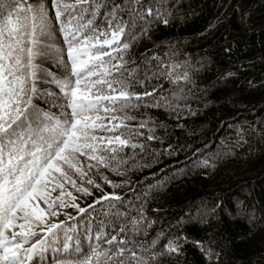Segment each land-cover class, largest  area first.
<instances>
[{
    "label": "snow or ice",
    "instance_id": "1",
    "mask_svg": "<svg viewBox=\"0 0 264 264\" xmlns=\"http://www.w3.org/2000/svg\"><path fill=\"white\" fill-rule=\"evenodd\" d=\"M172 17L164 0H0V264H35L34 258L40 264H162L184 257L187 243L205 264H224V249L216 247L221 242L210 234L189 241L158 231L150 242L133 239L153 223L143 205L131 217L115 213L128 220L127 232L120 225L115 234L103 226L92 233L94 206L108 214L122 200L102 184L115 189L127 183H115L105 171L124 177L148 167L147 159L177 151L172 143L163 152L147 149V143H163L157 129L168 133L146 110L175 113L177 119L196 115L188 103L190 89L181 85L193 82L206 58L193 68L188 54L180 60L173 50L129 63L133 45ZM232 75L226 72L225 78ZM161 79L177 86L170 95L163 94ZM152 80L157 86L148 90L144 86ZM236 135L237 144L248 143L244 129ZM233 155L226 148L195 159L193 166L207 174ZM186 174L177 169L158 178L143 191L144 200ZM92 190L100 195L81 207L78 196L91 197ZM243 214L254 222L247 209ZM195 215L206 223L215 208H198ZM77 217L85 223L83 234Z\"/></svg>",
    "mask_w": 264,
    "mask_h": 264
},
{
    "label": "trees",
    "instance_id": "2",
    "mask_svg": "<svg viewBox=\"0 0 264 264\" xmlns=\"http://www.w3.org/2000/svg\"><path fill=\"white\" fill-rule=\"evenodd\" d=\"M164 3L173 13L170 23L154 24L148 36L141 37L131 48L129 63L142 56H163L173 50L180 53V60L184 59L183 54H188L193 68H200L197 61L206 58L193 82L181 85L190 89L188 103L196 115L185 113L177 119L175 113L146 110L149 116L164 122L168 133L165 136L157 129L163 143H147V149L163 152L172 143L177 151L171 156L161 154L155 161L147 159L148 167L134 168L124 177L105 171L115 183L122 180L127 183L115 189L102 184L104 191H115L122 200L108 214L94 206L90 213L92 233L103 226L107 233L115 234L113 229L120 225L127 232L128 220L115 213L131 217L143 205L146 220L153 223L145 229L146 235L142 232L133 239L150 242L158 231L166 235L183 234L189 241L207 240L210 234L213 240L221 242L216 247L224 249V264H264V223L260 220L264 217V0H164ZM209 25L214 27L209 29ZM226 72L233 75L225 78ZM159 84L165 95L177 87L164 79ZM153 86H157L155 80L146 82L144 87L151 90ZM237 128L244 129L248 143H236ZM226 148H231L234 155L207 174L193 166L195 159ZM197 149L203 151V156H194ZM177 169H185L187 174L144 200L143 191L149 184L164 175L171 177ZM99 195L92 190L91 197L78 196L76 202L85 207ZM198 208L208 211L215 208V215L206 217V223L201 222L195 215ZM245 209L255 217L251 224L243 214ZM67 211L76 216L74 210ZM76 220L83 234L85 223L80 217ZM184 252V257L165 259L162 264H205L193 244H185ZM34 259L35 264H40L38 258Z\"/></svg>",
    "mask_w": 264,
    "mask_h": 264
}]
</instances>
